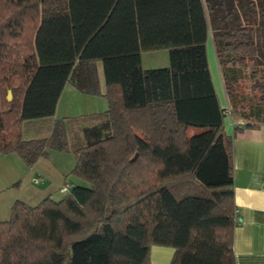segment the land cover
Instances as JSON below:
<instances>
[{"label": "trees", "instance_id": "1", "mask_svg": "<svg viewBox=\"0 0 264 264\" xmlns=\"http://www.w3.org/2000/svg\"><path fill=\"white\" fill-rule=\"evenodd\" d=\"M208 35L233 111L264 122V0H0L1 154L31 166L70 149L69 117L48 136L21 135L22 121L55 113L68 81L108 102L73 149L70 173L87 185L14 200L0 264H151L152 245L171 247V264H234L231 136ZM161 48L168 65L143 68L142 52ZM244 80L249 110L232 94Z\"/></svg>", "mask_w": 264, "mask_h": 264}, {"label": "crops", "instance_id": "2", "mask_svg": "<svg viewBox=\"0 0 264 264\" xmlns=\"http://www.w3.org/2000/svg\"><path fill=\"white\" fill-rule=\"evenodd\" d=\"M208 37L211 39L209 35ZM211 45L210 53H212L211 56L213 57L214 48L212 40ZM206 54L208 59L207 44ZM96 66L100 92L104 94L106 88L102 67L99 61L96 62ZM208 67L219 105L221 107H226L228 105V99L224 90L219 67L221 84L218 85L213 77V71L209 63ZM221 85L224 92L223 95H221ZM219 87L220 91L218 93L216 88L219 90ZM65 94L70 96L71 99L81 98L79 95L82 94L86 95L79 92L73 83L68 81L62 89L53 115L24 121H44V119H49L48 122L38 124V128L44 132L43 134H50L54 119L60 116V103ZM223 100H225V102ZM68 116L69 115H64L63 117ZM225 116L223 118V127L226 135L231 136L230 146L233 167L235 224L233 228L232 248L234 264H264V122L255 126H246V123L236 120L237 116L235 114L234 116H228V118H225ZM95 118L97 119L94 124L99 122L102 117L98 115V117ZM24 121H22V124ZM84 126L86 125L78 126L79 137L83 139V141L84 136L82 128ZM31 138L40 137L23 139ZM69 139L70 137L68 134V140ZM56 151V149L51 150L48 156L39 157L31 166L25 165L15 154L0 153V210L2 209L3 214H6V212L10 214V207L16 199L22 200L25 203L30 199L37 203L47 195L55 198L56 193L60 192L65 194L69 189V185L77 184L75 179L71 181L66 179L67 173L70 172L71 167L56 161L57 158L53 155ZM34 178L37 180L34 181ZM32 184L37 186H31ZM62 186H66L65 192L60 191V187ZM37 195L43 197L39 198ZM172 255L173 249L171 247L157 245H152L150 247L149 258L151 264H171Z\"/></svg>", "mask_w": 264, "mask_h": 264}, {"label": "rangeland", "instance_id": "3", "mask_svg": "<svg viewBox=\"0 0 264 264\" xmlns=\"http://www.w3.org/2000/svg\"><path fill=\"white\" fill-rule=\"evenodd\" d=\"M206 44L208 47V55H209L208 56L209 60L207 59V62L209 63V65L213 71V77H214V79L218 85V84H221V77L219 74L215 55L213 53V57H212L211 56L212 53H210V48L212 45H211V39H209V37H207ZM168 63H169L168 51L165 48H161V49H157V50H151V51H144L141 54V64H142L143 68L165 67L168 65ZM99 64L101 65L100 62H99ZM214 73H215V76H214ZM8 90L11 91L10 88ZM216 91L219 93L220 87H219V90H218V88H216ZM223 93L224 92H223V88L221 85V95H223ZM232 94L236 98L237 106L240 109L243 108L245 110H249V108H248L249 105L253 104V102H254V98H253L254 95L253 94H255V93L252 92V90L250 88V83L247 80L240 81L239 83H237L236 86H234V88L232 90ZM79 96L81 98L71 99V97L68 96L67 94H65L62 97V100L60 103V109H59L61 112L59 113V115H60L59 117H63L64 115H69L68 117L72 118L71 119L72 121L67 124V126H68L67 131H68V134L70 137V139L68 140L70 149L69 150H62V151L57 150L53 154L57 158L56 161L61 162L62 164L64 163L65 166L67 165V166L71 167V169L74 166L73 149L80 147L86 143L83 141V139H81L79 137L78 126H80V125H86L87 126V125L94 124L96 122L97 118L93 117L94 116L93 114L96 113L99 116H102L100 114H102L108 107V102H107V99L104 95H90V94L83 95L82 94ZM11 99H12V92H11V98L9 100H11ZM223 101L225 102V100H223ZM227 106H229V108L231 110L230 116H234V114H235L237 116L236 120L242 121L243 123H247V122L252 123V121L245 119V118H242L238 114H236L235 111H233L229 100H228ZM62 113H64V114H62ZM59 117H57V118H59ZM225 118H228V115H226ZM36 120H40V119H36ZM48 120L49 119H44V121L43 120H41V121H24L22 126H21V135L23 136V138L44 137L45 135L48 136L49 134H43L44 132L41 131L40 128H38V126H39L38 124H41L42 122H44V123L48 122ZM197 130H198V128H196V127H190V128H188V133H191V132H194ZM50 151H49V153H51ZM66 179L69 181H71L72 179L73 180L75 179L77 181V183L87 185L86 182H84L80 179H77L70 172L67 173ZM31 186L35 187L37 185L32 184ZM54 189H56V188H54ZM66 194H68V192ZM66 194H62L59 192V193H56L55 198L54 197H52V198L55 200H59L62 197H64ZM38 197L41 198L43 196H38ZM26 203L30 204V205H34L35 202H33L29 199V201H26ZM0 213H1L0 214V221L8 219V217L10 215V214H8V212H6V214H3L2 209L0 210Z\"/></svg>", "mask_w": 264, "mask_h": 264}, {"label": "built area", "instance_id": "4", "mask_svg": "<svg viewBox=\"0 0 264 264\" xmlns=\"http://www.w3.org/2000/svg\"><path fill=\"white\" fill-rule=\"evenodd\" d=\"M224 108H225V114L228 115V116H230L231 115V110H230L229 106H226ZM33 180L36 181L37 179L34 178ZM60 191L61 192H65L66 191V186L60 187Z\"/></svg>", "mask_w": 264, "mask_h": 264}, {"label": "water", "instance_id": "5", "mask_svg": "<svg viewBox=\"0 0 264 264\" xmlns=\"http://www.w3.org/2000/svg\"><path fill=\"white\" fill-rule=\"evenodd\" d=\"M6 98L9 100L11 98V91L7 90ZM135 157V155L131 158V160Z\"/></svg>", "mask_w": 264, "mask_h": 264}]
</instances>
